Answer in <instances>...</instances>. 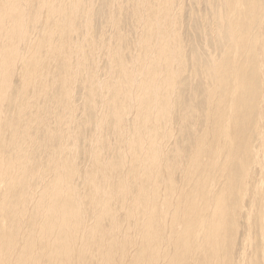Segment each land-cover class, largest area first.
Wrapping results in <instances>:
<instances>
[{
	"label": "bare ground",
	"instance_id": "1",
	"mask_svg": "<svg viewBox=\"0 0 264 264\" xmlns=\"http://www.w3.org/2000/svg\"><path fill=\"white\" fill-rule=\"evenodd\" d=\"M0 264H264V0H0Z\"/></svg>",
	"mask_w": 264,
	"mask_h": 264
},
{
	"label": "rangeland",
	"instance_id": "2",
	"mask_svg": "<svg viewBox=\"0 0 264 264\" xmlns=\"http://www.w3.org/2000/svg\"><path fill=\"white\" fill-rule=\"evenodd\" d=\"M39 26V25H38Z\"/></svg>",
	"mask_w": 264,
	"mask_h": 264
}]
</instances>
